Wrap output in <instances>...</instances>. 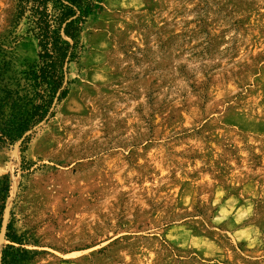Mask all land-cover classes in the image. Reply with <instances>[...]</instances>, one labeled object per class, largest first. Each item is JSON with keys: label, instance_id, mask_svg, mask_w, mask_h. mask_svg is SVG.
I'll use <instances>...</instances> for the list:
<instances>
[{"label": "rangeland", "instance_id": "1", "mask_svg": "<svg viewBox=\"0 0 264 264\" xmlns=\"http://www.w3.org/2000/svg\"><path fill=\"white\" fill-rule=\"evenodd\" d=\"M83 40L57 116L0 149V264L10 222L27 264H264V0H97Z\"/></svg>", "mask_w": 264, "mask_h": 264}, {"label": "trees", "instance_id": "2", "mask_svg": "<svg viewBox=\"0 0 264 264\" xmlns=\"http://www.w3.org/2000/svg\"><path fill=\"white\" fill-rule=\"evenodd\" d=\"M97 0H17L16 24L25 23L27 35L39 46L37 60L26 68L15 66L9 37H0V149L19 146L26 153L41 131L57 116L71 94L73 64L81 62L85 28ZM10 184L0 186L5 203ZM1 264H27L35 253L14 224L6 226ZM4 220L0 218V234Z\"/></svg>", "mask_w": 264, "mask_h": 264}]
</instances>
